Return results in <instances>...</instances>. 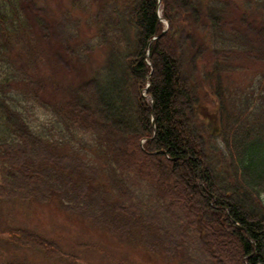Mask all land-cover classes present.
Segmentation results:
<instances>
[{
    "label": "trees",
    "instance_id": "1",
    "mask_svg": "<svg viewBox=\"0 0 264 264\" xmlns=\"http://www.w3.org/2000/svg\"><path fill=\"white\" fill-rule=\"evenodd\" d=\"M37 1L0 0V203L55 201L179 264H264V0H72L53 22ZM258 70L243 92L224 84ZM0 235L73 259L25 228Z\"/></svg>",
    "mask_w": 264,
    "mask_h": 264
},
{
    "label": "rangeland",
    "instance_id": "2",
    "mask_svg": "<svg viewBox=\"0 0 264 264\" xmlns=\"http://www.w3.org/2000/svg\"><path fill=\"white\" fill-rule=\"evenodd\" d=\"M71 2L72 0H39L37 4L46 11V14L50 16L53 22L54 20L52 19H57L60 12L66 10ZM76 14L83 15L82 19L85 22L90 18L87 12L81 14L77 11ZM92 26L89 24L84 26L83 34L85 36L90 35ZM164 50L168 54L172 53V49L169 46L164 47ZM97 60H99V57L96 56L95 62ZM97 63L99 62L97 61ZM177 64L178 68L181 69V64L178 61ZM258 72L260 70L253 74L242 73L230 75L224 79V84L227 85L228 89L236 88L240 92H243L256 79L254 74ZM228 80L229 83L227 84ZM230 83L232 84L228 87ZM185 101L186 97L180 93L177 98V104L181 120L177 128L182 139L188 141L191 145H195L198 149L196 138L192 135L191 131L186 129L188 118L183 115L186 110ZM201 114L206 119H215L212 105L202 107ZM180 165L181 168L178 172L179 178L185 179L188 177L187 165L185 163H181ZM163 166H166V164L163 163ZM183 187L185 190L188 189V185H184ZM191 198L187 194L183 199ZM196 204L203 205L204 201L197 199ZM161 217L165 218L167 222L166 214H162ZM92 222L88 218L62 209L55 201L47 204L37 203L35 201L0 203V225L27 228L33 232L36 231L37 234H41L46 239L55 241L59 245H48L46 247V249L52 247L58 250L54 255L63 251L73 258H59L64 256L56 255L54 258L49 259L44 254L46 253L49 256V253L46 251H43L44 253L41 254L37 250L23 249V247L12 245L9 241H5L0 235V259L27 264H179L178 261L167 258L163 254L151 253L147 249L141 248V246L123 244L115 237V234ZM169 230L170 232H174V226H170ZM219 242H223V247L233 256L240 253L239 244L231 235L223 236L222 241L220 240Z\"/></svg>",
    "mask_w": 264,
    "mask_h": 264
}]
</instances>
